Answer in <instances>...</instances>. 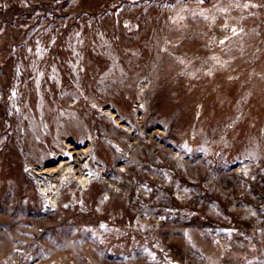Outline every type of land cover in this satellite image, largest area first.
Masks as SVG:
<instances>
[{
	"label": "rangeland",
	"instance_id": "rangeland-1",
	"mask_svg": "<svg viewBox=\"0 0 264 264\" xmlns=\"http://www.w3.org/2000/svg\"><path fill=\"white\" fill-rule=\"evenodd\" d=\"M0 264H264V0H0Z\"/></svg>",
	"mask_w": 264,
	"mask_h": 264
},
{
	"label": "bare ground",
	"instance_id": "bare-ground-1",
	"mask_svg": "<svg viewBox=\"0 0 264 264\" xmlns=\"http://www.w3.org/2000/svg\"><path fill=\"white\" fill-rule=\"evenodd\" d=\"M70 167H71V165H70ZM67 168H69V167H65V166H63V164L61 163V165L60 166H58V168H55V169H50V168H43L42 166H41V168H38V167H32V172L33 173H36V174H39V176H41L42 177V179H43V177L45 176V175H49L51 178H53L54 177V174L55 173H57V174H59L60 172H62V171H66V169ZM72 170V169H71ZM39 182V181H38ZM41 182V181H40ZM40 186H41V190L43 191V193L47 196V198L48 199H51V204H53V201H54V199L57 197V190H56V188H54V186H51V189H50V191H49V189L47 190V189H45L43 186H44V184L41 182L40 183ZM48 206V205H47Z\"/></svg>",
	"mask_w": 264,
	"mask_h": 264
}]
</instances>
